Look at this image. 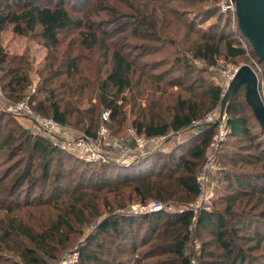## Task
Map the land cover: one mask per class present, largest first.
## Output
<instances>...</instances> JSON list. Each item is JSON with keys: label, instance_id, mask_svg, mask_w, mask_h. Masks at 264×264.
Instances as JSON below:
<instances>
[{"label": "trees", "instance_id": "trees-1", "mask_svg": "<svg viewBox=\"0 0 264 264\" xmlns=\"http://www.w3.org/2000/svg\"><path fill=\"white\" fill-rule=\"evenodd\" d=\"M74 1L78 7L76 10L90 3V0ZM208 2L210 4L207 5L209 8L206 12L209 17L215 16V18L205 30L195 31L192 26L185 23L187 39L191 34L195 35L194 40L188 45L189 57L215 65L219 57L235 60L243 58L249 52L260 65L258 76L264 78V62L258 61L251 45L241 34L235 13L226 11L218 18L211 4L215 1L208 0ZM66 5L65 0H0V33L7 25H10L16 34L38 29L43 46L48 54H53L54 57L61 43V36L72 29L80 30L81 48L92 53L100 50L104 64L108 65L104 73L100 69L97 75L93 74L95 76L93 79L85 76L84 72L89 69H82L79 66L81 59L78 55L68 59L64 67V75L57 69L59 66H45L39 72L40 82L32 98L37 112L48 115L58 124L75 125L86 134L94 136L92 130L97 129L98 124L102 122L101 114L105 111L108 113L107 123L115 125L116 133L127 125L134 129L136 135L152 138L167 135L170 131L177 133L190 128L220 103V90L212 84L205 85L201 79L199 82L197 80L192 82L194 85L197 83L200 90L208 94L207 99L197 96L195 98L194 85L188 87L189 93L186 97H182L178 92L169 91L174 85L168 80L160 88L157 85L153 87V84H150L153 80L144 67L140 65L138 69L137 57H132V54L124 51L123 45L113 42L110 44L108 41L113 38L112 34H116L119 29L123 31L124 25H130L131 21L120 23L110 18L103 21L101 28L98 29L96 28L98 24L92 21L83 22L82 19L74 18ZM161 16L165 17L164 20L167 19L162 9L156 20L162 18ZM224 18L225 21L221 24ZM231 19L234 22L232 26ZM140 20L148 21L146 17H140L138 22ZM159 26L160 29L158 27L155 29L159 31V35H162L168 26L163 23ZM132 31L138 32L135 28ZM163 38L162 40L168 39V37ZM242 42H245L246 48L242 46ZM181 60L184 59L179 58L178 63ZM26 70L25 60L3 54L0 50V78L6 80L5 86L8 90L17 92L15 85L24 84L27 80ZM135 74H137L136 79H134ZM61 75L63 77L59 79ZM259 89L260 93H264V84L260 85ZM244 93V86H240L227 108L226 126L230 130L227 139L229 137L248 139L250 141L248 154L258 162L264 163V130L260 128L251 107L246 103ZM127 104L131 105L132 117H127ZM201 126L203 127L196 133L178 141L165 155L154 151L144 153L138 160L132 162L133 166L127 168H116L111 164L106 166L105 163L104 167H109L107 169L109 176L104 177L105 173L100 172L98 181L95 182L97 184L100 180H105L99 185L100 189L111 186L104 196L100 197L99 191L94 194L74 190L70 193L71 200L60 207L50 201L42 203L40 197L35 198V201L28 199L40 178L42 183L48 181L53 162L59 168L56 174L64 177L61 168L71 167L73 156L57 147L48 146L46 140L37 138L18 126L16 135H9L7 141L0 140V148L9 144L7 152L12 158L17 156L25 145L32 144L26 154L14 161L16 164L13 165L14 173L10 190L6 188L5 194L0 193V220L4 227L2 237L7 243L9 240L13 242L12 247L6 246L4 249L11 251L13 248L20 258V262L16 261L14 264H47V259H57L58 254L68 247L66 243L70 240L69 234L79 227L89 225L92 220L100 218L105 212H108L106 217L95 227V232L89 236L88 243L79 248V260L76 264H93V262L140 264L144 259L157 257L164 252L167 256L161 259L157 257L150 264H191L185 250L189 240L188 229L192 212L185 210L177 214L154 212L129 215L114 211L123 209L134 201L140 204L150 200L167 201L175 197V193H182L190 200L195 198L198 194L197 175L204 160V149L215 130L212 124ZM252 127L256 130H252ZM39 153L46 154L47 158L44 160L41 173L35 179L33 175L30 177V174L33 173L34 158ZM159 155L166 156L170 164L174 165L173 172L169 170L164 173L156 170ZM176 169L180 172L176 173L174 171ZM95 173L96 171L93 175ZM221 174L226 190L223 192L224 196L219 199L226 200L224 211L215 213L216 221H214L211 210H201L197 214V226H204L206 223L216 224L218 241L228 261L225 264H243L247 257L264 246V226H262L264 207L259 208L264 202V177L257 178L239 170L228 169ZM21 188L25 189L27 200L24 203H20L18 195L14 197ZM122 189L128 190L127 195L113 194ZM1 191L4 192L3 189ZM108 193L114 196L109 199ZM241 197L247 200L245 206L252 202L251 208L258 210L260 226L257 222L252 225L257 216L253 215L252 218L243 211L231 212V208ZM12 199L13 201L8 202ZM41 206L45 207L42 211H40ZM35 208L38 215H32ZM22 211L25 214L21 215ZM222 212L230 215L235 228L228 229L225 226L226 217ZM143 224L145 228L140 231ZM251 225L254 228L252 235L245 234L246 227L249 229ZM111 240L115 243V249H108L106 253L101 251L102 253L97 255L105 242ZM235 240H242L247 246L246 249L239 248L237 252H233ZM148 241H151L149 247L136 254L138 244H146ZM251 242L254 243L248 245ZM203 250L205 244L202 245ZM203 255L215 257L208 251L200 253L201 258ZM127 259L133 262L129 263ZM213 261L210 259L209 262Z\"/></svg>", "mask_w": 264, "mask_h": 264}, {"label": "rangeland", "instance_id": "rangeland-1", "mask_svg": "<svg viewBox=\"0 0 264 264\" xmlns=\"http://www.w3.org/2000/svg\"><path fill=\"white\" fill-rule=\"evenodd\" d=\"M65 1L67 2L66 7L74 18L82 19L83 22L92 21L98 24L96 27L98 29L101 28L103 21L110 18L120 23L131 21L129 22L130 25H124L123 31L119 29L116 34H112L113 38H110L108 41L110 44L113 42L114 44L118 43L119 45H123L125 47L124 51H128L129 54H132V57H137L138 69L140 65L142 68L144 67L149 77L154 81L150 83L153 84V87L157 85L160 88L163 86L164 82L168 80L174 85L169 91L178 92L182 97H186L189 93L187 90L188 87L194 85L192 81L197 80L199 82L201 79V81H204L205 85L212 84L217 87L220 90L222 99L227 89L228 76H231L238 67L249 65L256 75H259L258 71L260 70V65L255 58L251 57L249 52H247L243 58L235 60H227L223 57H219L215 65H209L203 61L189 57L188 45L194 40L195 35L191 34L188 37L189 42H187L185 23L186 25L192 26L195 31L199 29L205 30L215 18V16L209 17L206 12L209 8L207 5L210 4L208 0H90L88 6L79 10H76L78 7L77 4L75 5L74 0ZM214 1L215 2L211 4L218 18L222 17L221 13H226V11L232 13L234 11L233 9H235V6L231 5L230 0ZM161 9L166 14V20H164L165 17L163 16L156 20L157 15L161 14ZM140 17H146L148 21L140 20V22H138ZM224 21L225 18L221 20V24H223ZM162 23L167 25L168 28L162 35H159V31L155 28L158 27V29H160L159 25ZM181 23H183V25H181ZM232 25H234L233 19H231V26ZM134 28L137 29L138 32H133L132 30ZM38 31L39 30L36 29L32 32L26 31L22 34H16L12 31L11 26L7 25L0 33V50L2 53L22 58L27 64V80L24 84L15 85L17 92L8 90L5 86L6 80H1L0 78V140L7 141L9 135H14L16 133L18 126L37 138L46 140L48 146L51 145V147H55L54 143L57 142L63 134L69 135L75 142H83L84 140V143H81V148L84 149L82 152L84 154H77V152H75V154L73 152L71 153V151H66L68 154H71L74 159L73 162H71V167L64 166L61 168V170L64 171V177H60L61 175L56 174L59 168H57L53 162L50 167L48 181L42 183V178H40L35 187H33V194L28 200L35 201V198L40 197L39 199H41L42 203L50 201V203L54 202L55 205L60 207L64 205L65 202L71 200L70 193L74 192V190H83L89 193L93 192L94 194L99 191L100 197H102L111 186L106 189H100L99 185L105 180L102 179L97 184L95 182L98 181L97 177L100 172L105 173L104 177L109 176L107 172L109 167H104L105 163H107L105 164L106 166L111 164L112 166H116V168H127L133 166L134 163L125 165L119 164L114 161L115 158H120V155L126 153L129 154L127 156L131 155L133 158L139 155L141 157L144 153L151 152L150 150H153V147L151 144L147 143L145 137L136 135L134 129L127 125L120 132L116 133L115 125L108 124V119L107 121L100 122L97 129L92 130L94 136L86 134L75 125L61 124H58L57 128L52 130L50 135H44L35 121L39 118L49 119L50 117L44 113L37 112L34 107L35 101H32L33 96L36 94V87H38L40 82L39 72L42 71L45 66L52 67L53 65L55 67L59 66L57 69L62 71L61 73L64 75V67L67 65L68 59L75 55H78L81 59L79 66L82 69H89V71L84 72L88 79H93L95 77L94 75H97L100 69L102 73H104L103 71L108 65L104 64V59L103 57L101 58L102 52H100V50L99 52L96 51L92 53L87 49L84 50L81 48L79 43L80 30L72 29L61 36V43L55 51L54 57H52L53 54H48L46 48L43 46ZM163 37H168V39L162 40L164 39ZM179 58H183L184 60L178 63ZM63 75L59 76V79H62ZM136 75L137 74H135L134 79L137 78ZM103 76L102 74V77ZM258 80L260 85L264 84V78L258 76ZM11 88H13V86ZM205 93V91L200 90L197 83L194 85L195 98L196 96L202 99L209 98L208 94ZM262 96H264V93H261V97ZM21 106H23L24 110L20 108ZM130 109L131 105L127 104V117H132ZM219 109L220 103H218L204 118L191 125L190 128L177 133L170 131L166 136V143L164 144V148L166 147L165 150L153 151L165 155L178 141L199 131L203 127L201 126L202 124H210L214 121L219 113ZM214 127L215 130L209 144L204 149V160L202 161L201 168L208 157L214 158L215 169L208 173L211 181L214 183L212 189L213 196L207 210L212 211L211 213L214 216L212 220L216 221L215 213L224 211L226 203L224 198L222 201L219 199V197L222 198L224 196L223 192L226 190L222 181V171L226 169L239 170L247 175H255L257 178L259 176L264 177V163L258 162L248 154V151H250V141L248 139L229 137L226 141L216 144L214 140L217 134V128L216 125H214ZM252 130L255 131L256 128L252 127ZM13 141L11 144H13ZM151 143L154 144V142ZM31 145L30 143L25 145L19 154L12 158L7 152L9 144L7 143L6 146H4L2 143L4 147L0 148V193L5 194L7 192L5 190L6 188L10 190L11 178L14 173L13 165L16 164L14 161L20 156H23V154H26ZM62 150L64 151V149ZM92 153L97 154V156L98 153H100L105 157L92 160L88 158L91 157L88 154L91 155ZM111 153L116 154V157L107 158L106 154ZM45 158H47L46 154L42 155L39 153L36 155L33 164L34 169H32L33 173L30 174V177L33 175V178L36 179L39 176ZM158 162V168L156 170L160 172L163 171L164 173L169 170L173 172L174 165L170 164L166 156H160ZM81 163L89 165L85 166ZM86 167L89 168L87 169ZM102 167H104V169H101ZM94 171H96V173L93 175ZM174 171L176 173L180 172L179 169ZM259 183L261 186L262 184L260 181ZM1 189H3L4 192H2ZM24 190L21 188L18 194L14 195V197L18 195L20 203H24L27 200ZM127 193L128 190L125 189L113 192L115 195L124 196L127 195ZM113 196L114 195L111 193L107 197L111 199ZM174 196L175 197L167 201L150 200L144 204L134 201L127 204L123 209H116L114 213L144 215L154 212H176L177 214L188 210L192 212V220L188 229L189 240L187 242L185 254L189 257L191 264L228 263L227 257H225L222 252V248L218 241L216 224L206 223L204 226H197V214L203 210H194V203L196 202L197 196L191 200L187 199V196L182 193H175ZM11 201H13V199L8 202ZM246 201L245 198L241 197L235 202V205L231 208V212L243 211L249 216H252V218L253 215L257 216L254 218L252 225L257 222V225L260 226L261 223L258 221L259 217L257 215L258 210L251 208L253 206L252 202L245 206ZM261 207H264V202L260 204L259 208ZM40 208V211L45 209L43 206ZM34 211L32 215H38L36 208ZM107 213L108 212L103 213L100 218L92 220L89 225L79 227L74 230L72 234H69L70 240L66 243V245H68L66 250L60 252L57 259H47V264H76L79 260V248L84 246L85 243H88L89 236L93 235L95 227L106 217ZM222 213L226 217L225 226L228 229L235 228L233 221L230 219V215H228V213ZM22 214L25 213L22 211L21 215ZM30 223L33 224L31 221ZM252 225L249 229L246 227L245 234L252 235V229H254ZM3 228V223L0 220V264H14L16 261L20 262L19 254L16 250L14 251L13 248L11 251L4 249L6 246L13 245V242L9 240L8 244L4 241L2 237ZM144 228L145 226L143 224L140 231ZM112 242V240L105 242L106 244H104V247L102 249L100 248L101 250L99 249V252L96 254L100 255L102 253L101 251L106 253L108 249H115V243L113 242L114 244H112ZM155 243H157V241ZM253 243L254 242H251L248 245ZM150 244L151 241L146 242V244H138L136 254L148 248ZM203 244H205V250L202 251ZM246 247L247 246L242 240H235L233 252H237L239 248L246 249ZM262 247L252 256L247 257L243 264H264V250H262ZM206 251L213 253L215 257L210 258L209 256L203 255V258H201L202 256H200V253H205ZM102 255L104 257L106 256L105 254ZM165 256H167V253L164 252L157 257L161 259ZM157 257L144 259L140 264H150L152 261H155ZM107 259L109 260V258ZM210 259L215 261L209 262ZM127 260L129 263L133 262L132 260ZM93 264L97 263L93 262Z\"/></svg>", "mask_w": 264, "mask_h": 264}, {"label": "water", "instance_id": "water-1", "mask_svg": "<svg viewBox=\"0 0 264 264\" xmlns=\"http://www.w3.org/2000/svg\"><path fill=\"white\" fill-rule=\"evenodd\" d=\"M235 6L237 26L251 45L258 61L264 62V0H230ZM244 86L245 100L251 107L260 128L264 130V101L260 93L258 76L249 65L238 67L220 101L218 117L210 124L216 125L226 113L236 90ZM140 155L132 161L139 159Z\"/></svg>", "mask_w": 264, "mask_h": 264}, {"label": "built area", "instance_id": "built-area-1", "mask_svg": "<svg viewBox=\"0 0 264 264\" xmlns=\"http://www.w3.org/2000/svg\"><path fill=\"white\" fill-rule=\"evenodd\" d=\"M231 3V2H230ZM231 5H234L231 3ZM235 8V7H234ZM234 13H235V9H233ZM242 46L245 48V42H242ZM236 69L234 70V72L231 74V76H228V84L230 82V80L232 79V76L234 75ZM228 86V85H227ZM25 107V106H24ZM20 108H22V110H24L23 106H21ZM21 110V111H22ZM218 117V115H217ZM216 117V118H217ZM226 114L223 115L222 119L217 122L216 124V128H217V134L215 136V140L214 142L216 144L221 143L226 141L228 134H229V128L226 126ZM101 119L102 121H107L108 119V113L107 112H103L101 114ZM215 120V119H214ZM37 126L41 129V131L44 133V135H50L52 133V130L57 128L58 123H56L52 118L49 119H37L36 121ZM167 135L164 136H157V137H152V138H146L147 143L151 144V146L153 147L154 151H164V144L166 143V137ZM57 140V139H56ZM55 142V141H54ZM151 142H154V144H152ZM81 143L83 142H79V141H74L72 140V138L69 135H65L63 134L62 137L57 140V142L54 143L55 147L59 148V149H64V151H71V153H75L77 152V154H84L82 151L84 150L83 148H81ZM150 150V151H153ZM76 154V153H75ZM91 157H88L92 160H95L96 158L99 157H105L104 155L98 153H92L91 155L88 154ZM129 154H124V155H120V158H115V162L119 163V164H128V163H132V160L134 159L133 157L127 156ZM107 158H114L116 157V154H106ZM215 169V163H214V158L212 157H208L205 162L204 165L202 166L200 173L197 175V185H198V194L196 197V202L194 210L197 211L198 209H206L208 208V206L210 205V201L211 198L213 196L212 194V189L214 187V183L211 181L210 177H209V172H212V170ZM156 209V208H154Z\"/></svg>", "mask_w": 264, "mask_h": 264}]
</instances>
